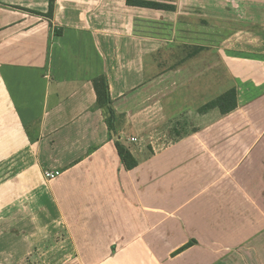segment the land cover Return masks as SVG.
I'll use <instances>...</instances> for the list:
<instances>
[{
    "label": "crops",
    "instance_id": "1",
    "mask_svg": "<svg viewBox=\"0 0 264 264\" xmlns=\"http://www.w3.org/2000/svg\"><path fill=\"white\" fill-rule=\"evenodd\" d=\"M127 1L0 0V264H264V0Z\"/></svg>",
    "mask_w": 264,
    "mask_h": 264
},
{
    "label": "trees",
    "instance_id": "2",
    "mask_svg": "<svg viewBox=\"0 0 264 264\" xmlns=\"http://www.w3.org/2000/svg\"><path fill=\"white\" fill-rule=\"evenodd\" d=\"M53 2L54 0H49V9L46 17L50 18L53 12ZM127 4L130 6H136L140 8L154 9V10H167L173 9L170 6L156 3V2H148V1H132L128 0ZM96 92L99 97V105L101 108L107 107L108 118H107V127L108 130L113 129L114 123V114L112 110L108 107L109 99L107 95V86L103 79H101L98 83H95ZM236 107V98L235 91L229 90L217 97L214 101L209 102L206 106L203 107V111H208L211 109H218L221 114H227L233 111ZM115 148L117 150L120 161L124 164L126 169H132L135 165L134 161L131 159L129 152L124 148L120 143H115ZM181 251V250H179Z\"/></svg>",
    "mask_w": 264,
    "mask_h": 264
},
{
    "label": "rangeland",
    "instance_id": "3",
    "mask_svg": "<svg viewBox=\"0 0 264 264\" xmlns=\"http://www.w3.org/2000/svg\"><path fill=\"white\" fill-rule=\"evenodd\" d=\"M215 58H216L215 56L207 54V60L215 59ZM211 63L212 62H210V64ZM193 68L194 67H190V69H191L190 72L192 71L195 74L196 70H193ZM205 69H207L206 66H205ZM217 71L221 74L220 76H221L222 80H220L219 82L215 81V83H214L215 85H212L213 79L211 77H212V74L216 73V72L215 71L214 72L213 71L209 72L207 70L205 71V82H204L205 84H204V87H205V94H207V96H204V97L200 96L199 99H197L195 97L194 100H190L189 101V106L190 107L198 105V104L201 105V103H205V106H206L207 104H209V102L214 101L218 97V94H219V92L221 90H220V87L218 88L217 86H222V88H223V85H225V80H226V78H228V76H226V72H225L223 66H220V68H218ZM215 79H217V78H215ZM178 92H179V95H180V90ZM221 93H222V91H221ZM180 99L181 98L179 96L177 98H175V101H173V103H172L173 104L172 107H176V106L181 105V104H179ZM158 118H159L158 122H162V123L157 125L156 130L151 129L152 131H150L148 136L149 137L151 135L156 136L159 140H161L160 143H161V145H163L162 147H164L165 144L168 145L169 141L174 140V136H172V137L169 136L168 132H170L171 128L168 129V126H169L170 123L168 121L169 124H167V123L165 124L166 120L163 119V118H165L164 115H163V112L160 115V111H158ZM161 120H163V121H161Z\"/></svg>",
    "mask_w": 264,
    "mask_h": 264
},
{
    "label": "built area",
    "instance_id": "4",
    "mask_svg": "<svg viewBox=\"0 0 264 264\" xmlns=\"http://www.w3.org/2000/svg\"><path fill=\"white\" fill-rule=\"evenodd\" d=\"M60 176V173L58 171H45L44 172V178L48 182H52L56 180Z\"/></svg>",
    "mask_w": 264,
    "mask_h": 264
}]
</instances>
